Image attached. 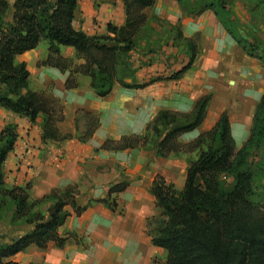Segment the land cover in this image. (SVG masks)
Masks as SVG:
<instances>
[{
  "label": "trees",
  "instance_id": "16d2710c",
  "mask_svg": "<svg viewBox=\"0 0 264 264\" xmlns=\"http://www.w3.org/2000/svg\"><path fill=\"white\" fill-rule=\"evenodd\" d=\"M156 0H122L125 21L121 26L107 23L105 34L88 35L73 26L78 0H0V106L31 123L40 119L42 140L63 141L72 134H62L57 122L63 119V106L50 92L35 91L29 86L30 71L17 56L47 43V57L41 64L68 72L66 89L78 86L75 75H85L99 97L107 96L115 84L138 88L154 82L128 83L124 68H130L126 55L137 45L140 32L150 21L145 9ZM184 7L186 0H177ZM214 11L227 32L247 55L259 59L264 67V43L245 41L237 32V23L226 6V0H203L188 14ZM176 39L183 40L188 61L166 79H177L193 65L198 54V35L184 37L180 24L175 25ZM61 47H70L82 63L61 54ZM126 60V61H125ZM132 70V71H131ZM210 95L199 98L189 112L162 109L147 124L142 135H124L106 139L102 149L124 150L145 147L151 132L156 138V155L168 157L193 152L189 159L182 188L156 175L149 191L155 198L158 213L147 218L146 228L154 246L166 251L164 264H264V185L257 192L251 165L254 151L264 145V92L257 102L246 140L236 148L227 111H223L212 128L183 143L180 136L197 128L204 120ZM85 118L82 136L90 138L99 126V119L90 112ZM78 122V119H77ZM76 122V123H77ZM164 130H162V128ZM78 128V125H77ZM18 135L16 125L7 124L0 130V216L12 225L29 228L8 241L0 242V264H20L15 256L29 246L45 249L49 242L62 248L70 236L59 235V228L71 215L70 209L81 214L92 202H101L116 210L113 194L124 191L127 181L113 183L107 197L91 199L85 206L76 203L75 185L54 188L34 200L30 184L7 187L3 164L13 150ZM258 196V197H257ZM260 197V198H259ZM256 198H259L256 202ZM43 206H46L44 210Z\"/></svg>",
  "mask_w": 264,
  "mask_h": 264
},
{
  "label": "crops",
  "instance_id": "0c3cea01",
  "mask_svg": "<svg viewBox=\"0 0 264 264\" xmlns=\"http://www.w3.org/2000/svg\"><path fill=\"white\" fill-rule=\"evenodd\" d=\"M145 12H151L170 24L179 23L184 37L198 35L196 59L191 68L177 79L166 77L185 65L188 57L187 53L182 56L173 54L174 57H171L167 54L171 48H168L167 53L156 55L162 60L160 69L155 68L156 60L150 62L149 59L147 64L134 62L135 73L126 81L147 83L153 79L157 80L138 88L115 84L105 97L97 96L87 76L77 75L78 86L66 89L68 72H61L49 65L38 66L37 62L47 56L45 48H40L44 41H40L36 48L17 56L18 61L28 64L31 89V64L36 59L34 71L40 78V84L32 90L44 91L52 85V94L63 105L64 116L57 122V127L63 135L73 136L63 141H43L39 120L31 123L27 118L0 106V112L8 116L7 120L1 118L0 122H14L18 135L13 150L3 164L8 186H24L31 183L29 196L40 198L54 188L75 185L78 190L76 203L79 206L87 205L91 199L105 198L113 174L111 169L101 172L100 167L110 162L115 152H133L140 147L107 150L101 148L103 142L109 138L119 139L124 135L144 134L147 124L159 110L189 112L199 99L198 95H210V101L203 122L190 131L196 132L195 137L212 128L221 113L227 111L235 145L238 143L240 147L246 140L255 106L264 92V67L256 61L257 58L247 55L211 9L191 15L184 11L177 0H156ZM124 21L122 0H78L73 26L88 35L105 34L107 23L121 26ZM61 54L71 58L75 56V51L70 47H61ZM172 61L178 62L176 69L168 68V63ZM75 62L82 63L83 60L77 59ZM196 83L207 85L195 87ZM194 87L197 90H192ZM192 91H195L194 99L183 101L184 96L192 95ZM81 110L90 112L99 119V126L85 141L74 137ZM136 160L134 172L142 168V159ZM173 164L168 168L172 170V176L176 177L178 166ZM154 177L144 184L131 182L121 192L123 199L131 203L123 219L114 216L116 210H111L101 202H92L81 214H76L70 209L71 215L58 232L63 237L70 233H75V236H70L62 248L57 247L54 242H49L45 249L29 246L17 254L15 260L20 264H30L34 261L32 254L40 250L36 255H40L41 259L44 257V264H121L120 245L121 250L124 249L123 258L144 261L147 253L142 249L144 242L139 240L142 226L144 225L143 231L147 230V218L157 214L158 210L154 214L150 213V195L155 206V198L150 191V195L146 196L148 203L140 200L138 195L145 191V186L150 188ZM184 180L185 177L183 184ZM171 183L176 187H183V184L181 186L174 179H171ZM145 233L151 243L150 236L146 231Z\"/></svg>",
  "mask_w": 264,
  "mask_h": 264
},
{
  "label": "rangeland",
  "instance_id": "374dc122",
  "mask_svg": "<svg viewBox=\"0 0 264 264\" xmlns=\"http://www.w3.org/2000/svg\"><path fill=\"white\" fill-rule=\"evenodd\" d=\"M201 2H203V0H186L183 9L184 11H190L194 9ZM226 6L231 11L232 17L238 25L237 26L238 34L241 35V37L245 39V41L247 42L258 43L263 46V43H264V0H226ZM147 14L149 16L154 15V14H151V12ZM136 40H137V45L134 48V50L129 52L126 55V57H124L127 59V61L130 64V67H132L134 71L136 70V68H134L133 66L134 62H136L137 64H147L149 62V59H150V62H152V60H156V63L154 64L155 68L160 69L162 60L160 56H158L157 58L156 55H161L162 52L167 53L168 48L172 49L169 53H167L171 55V57H174L173 54L182 56L183 53L184 54L186 53L184 52L186 51V46L185 44H182V39L181 40L176 39L175 25L170 24L169 22L165 20H161L160 22L151 20L150 26L142 30ZM46 46L48 47L47 43L43 42L40 45V48L41 49L45 48L46 53H47ZM166 56L168 57V55ZM71 58L73 59L74 62L77 61L78 59V58L75 59L76 56L71 57ZM45 59L41 60L40 62L38 61L37 65L46 66L44 64H41V62L44 61ZM256 61H258V63L261 65V62L259 61V59H256ZM35 63H36V59H34L33 63L31 64L32 89L33 87H39V84H40V80H39L40 78L39 76L36 75L34 71L36 67V65H34ZM176 64L178 65V62L172 61L168 63V68L176 69L177 67ZM123 71H124L123 76H124L125 81L126 80L128 81L130 77H132L135 73L134 72L133 75H129L128 73H130L129 72L130 68L129 70L128 68H124ZM77 75L79 74L77 73L75 75L76 79H77ZM134 81L136 82V80H133L131 82H134ZM131 82H128V83H131ZM200 85L201 84L196 83L195 87L200 86ZM206 85L207 83H205L204 85H201V87H204V86L206 87ZM195 87L192 90H197ZM39 90L42 91V89H39ZM44 91L52 93V85L44 89ZM194 92L195 91H192V95L190 96H184L183 101H186L185 99L193 100L195 97ZM200 96L201 95H198V98H200ZM1 118L6 119L8 118V116L7 114H2L0 112V119ZM39 122H40V119H39ZM7 124L16 125L14 122H11V121L7 123L0 122V130ZM76 125H78V128L74 134L75 135L74 137L79 138L80 136H82V131L85 125V118L82 113L79 114L78 122ZM161 128L162 130H164L163 127ZM16 131H17V126H16ZM195 134H196L195 131L190 132V133H184L180 137V141L183 143H187L195 138ZM148 135H149L150 141L147 146L140 147L133 152L131 151L115 152L113 156H111L110 162H108L107 164H103L100 167L101 172H107L111 169V172L113 175H111L112 181L108 184L109 187L113 185V183H117L119 181H127V182L129 181L128 184H130L131 182H136V183L139 182L141 184H144L150 181V179L154 177L155 174L157 175L159 174L161 176L163 175L168 182H171V179H174L177 182H179L182 186L183 184L182 181L186 174L187 162L189 159L195 158L196 154L193 152H184V153L181 152L178 154H171L168 157L160 158L159 156L156 155L157 138L151 132H148ZM238 145L239 144L237 143L236 148H239ZM142 153L144 155H142ZM136 159L138 160L142 159V164H141L142 168H138V169H141L138 172L133 171V168L135 167V163L137 161ZM250 161H251V165L253 166V171L255 173L254 186H255L256 191L260 192L262 191V186L264 185V145L262 146L261 149H258L253 152ZM173 163H175L178 166V173L176 174V177L172 176V170L168 168L169 166H173L174 165ZM4 175H5V172H4ZM5 184L7 187H12V186H8L9 184L8 182L7 183L5 182ZM29 184L31 188V183ZM177 188H181V187L177 186ZM144 190L145 191L141 192V194L139 193L138 196L140 200H143L144 202L148 203L146 196L150 195L149 189L148 187L146 188L145 186ZM122 195L123 194L121 192L112 195V199L114 200L116 205H118L116 207V211L115 212L113 211L114 216H117L118 219H123L126 216L129 205L131 204L130 202H128V200L123 199ZM104 196L107 197V194ZM259 198L255 199L256 202H258ZM30 199L34 200L36 198H33L30 196ZM151 199L152 197L150 195V198H149V205L151 206L150 213L154 214L158 210V208L154 206V202ZM45 207L46 206H43L42 209L44 210ZM28 228L29 226L25 224L23 225L10 224L8 222V219H6V212L5 211L1 212L0 242L8 241L10 238L18 234H21L22 232L26 231ZM143 230H144V225L142 226V230H141L142 235L141 237H139V240L144 242L142 244V249L144 250L145 253H147L146 258L144 259V261H140V262L139 260L137 261L135 258H132V259L123 258L122 253L124 249L121 250V247L119 245V250L121 253V254L119 253L121 257L119 261L121 264H164L166 260V251L163 249L154 247L149 242L148 236L145 233L146 230L145 231ZM45 251L46 250H43V252ZM39 252L41 251L37 250V252H34L32 254L34 255V259H33L34 261L30 264H44V260H43L44 257H42L43 259H41L40 255H36Z\"/></svg>",
  "mask_w": 264,
  "mask_h": 264
},
{
  "label": "built area",
  "instance_id": "2783aa9c",
  "mask_svg": "<svg viewBox=\"0 0 264 264\" xmlns=\"http://www.w3.org/2000/svg\"><path fill=\"white\" fill-rule=\"evenodd\" d=\"M58 159V158H57Z\"/></svg>",
  "mask_w": 264,
  "mask_h": 264
}]
</instances>
